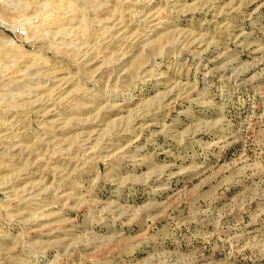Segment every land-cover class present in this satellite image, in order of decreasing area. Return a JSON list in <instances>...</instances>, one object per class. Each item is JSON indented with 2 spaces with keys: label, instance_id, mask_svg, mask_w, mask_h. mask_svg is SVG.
<instances>
[{
  "label": "rangeland",
  "instance_id": "rangeland-1",
  "mask_svg": "<svg viewBox=\"0 0 264 264\" xmlns=\"http://www.w3.org/2000/svg\"><path fill=\"white\" fill-rule=\"evenodd\" d=\"M0 21V264H264V0Z\"/></svg>",
  "mask_w": 264,
  "mask_h": 264
},
{
  "label": "built area",
  "instance_id": "built-area-1",
  "mask_svg": "<svg viewBox=\"0 0 264 264\" xmlns=\"http://www.w3.org/2000/svg\"><path fill=\"white\" fill-rule=\"evenodd\" d=\"M2 28V23H1V21H0V29Z\"/></svg>",
  "mask_w": 264,
  "mask_h": 264
},
{
  "label": "bare ground",
  "instance_id": "bare-ground-1",
  "mask_svg": "<svg viewBox=\"0 0 264 264\" xmlns=\"http://www.w3.org/2000/svg\"><path fill=\"white\" fill-rule=\"evenodd\" d=\"M62 29V28H61ZM53 33V32H52Z\"/></svg>",
  "mask_w": 264,
  "mask_h": 264
}]
</instances>
